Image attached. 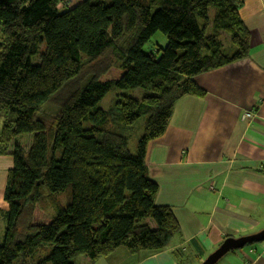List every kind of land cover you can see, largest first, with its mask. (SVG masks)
I'll use <instances>...</instances> for the list:
<instances>
[{
	"label": "trees",
	"instance_id": "1",
	"mask_svg": "<svg viewBox=\"0 0 264 264\" xmlns=\"http://www.w3.org/2000/svg\"><path fill=\"white\" fill-rule=\"evenodd\" d=\"M58 3L0 0V154L15 142L0 264H76L81 254L93 264L121 247L165 251L182 227L174 207L156 203L147 147L165 133L180 98L207 94L197 75L249 57L237 0ZM159 32L166 43L146 51ZM111 68L120 77L101 80ZM137 88L150 93L131 109L120 92ZM48 104L57 111L45 115ZM23 134L34 135L28 149L17 142ZM45 206L50 222H35ZM171 254L191 264L185 249Z\"/></svg>",
	"mask_w": 264,
	"mask_h": 264
},
{
	"label": "crops",
	"instance_id": "2",
	"mask_svg": "<svg viewBox=\"0 0 264 264\" xmlns=\"http://www.w3.org/2000/svg\"><path fill=\"white\" fill-rule=\"evenodd\" d=\"M237 6L250 31L249 57L197 75L207 94L180 98L165 133L147 147L156 203L175 208L181 237L162 252L121 247L93 264H178L171 251L179 248L200 264L226 237L264 229V0ZM249 111L254 117H245ZM249 245L217 264H264V241Z\"/></svg>",
	"mask_w": 264,
	"mask_h": 264
},
{
	"label": "rangeland",
	"instance_id": "3",
	"mask_svg": "<svg viewBox=\"0 0 264 264\" xmlns=\"http://www.w3.org/2000/svg\"><path fill=\"white\" fill-rule=\"evenodd\" d=\"M79 3L80 2L72 0L69 4V8H73L76 5H78ZM209 15L211 18L213 17L214 9L209 10ZM189 17L192 19L195 18V16L193 14L189 15ZM165 43H166V38L164 37V35L160 32L156 33L153 36V38L151 39V42L145 46V50L148 52H153L157 49L158 46L164 45ZM45 47H46V45H45V43H43L39 49V52L37 54L33 55V57L31 58V61L34 65H37L40 63V55L42 52H44ZM120 75H121V70H119L118 68H111V70L105 76H103L101 78V80L106 81L108 79L119 78ZM120 93L126 99V106L131 108V109H135L137 107L138 103L140 102V100L142 99V97L144 95L150 93V92L146 91L144 89H141V88H137V89H133V90H124V91H121ZM113 98H114V94L109 95V97L102 100V102L100 103V106L103 108L108 107ZM120 98H121V96H120ZM117 105L119 107L121 106V100L117 102ZM56 111H57L56 106H54L52 104H48V105H46V108H45V115L53 114ZM3 120H4V116H3V114H1V116H0V131H1L2 124H3ZM139 135H140V133L139 134L137 133L130 143V149L133 152H136L134 150L136 148V144L138 142ZM33 139H34L33 134H23V135L18 136L17 142H20L24 146L25 149H28L31 146ZM14 150H15V142H13L9 146V150H8L7 154H0V244H2V242H3L4 230H5V226H6V219H5L4 213L8 209V203L4 197L6 184H7V174H8L9 169L12 168V166L14 165V157L10 153L14 152ZM56 196H57L58 200H60L62 203H64L66 201V197L63 194H58ZM47 209L43 210V209L37 208L35 210V213H34V221L37 223H49L50 218H51V214H52V210H51V208H47ZM149 222H150L151 226L154 227V222L152 220H149ZM249 247H250V245L248 244L243 249L245 251H247L249 249ZM85 257H86L85 254H81L78 257H76L75 258L76 264H83ZM229 260H231V261L233 260L231 255H229L225 258V261H229Z\"/></svg>",
	"mask_w": 264,
	"mask_h": 264
},
{
	"label": "water",
	"instance_id": "4",
	"mask_svg": "<svg viewBox=\"0 0 264 264\" xmlns=\"http://www.w3.org/2000/svg\"><path fill=\"white\" fill-rule=\"evenodd\" d=\"M264 241V229L258 233L226 238L212 253H210L200 264H217L228 252L241 249L247 244Z\"/></svg>",
	"mask_w": 264,
	"mask_h": 264
},
{
	"label": "built area",
	"instance_id": "5",
	"mask_svg": "<svg viewBox=\"0 0 264 264\" xmlns=\"http://www.w3.org/2000/svg\"><path fill=\"white\" fill-rule=\"evenodd\" d=\"M70 2H71V0H59L58 6L60 8L67 7V6H69ZM245 117L252 118V117H254V113L252 111H249L245 114Z\"/></svg>",
	"mask_w": 264,
	"mask_h": 264
}]
</instances>
